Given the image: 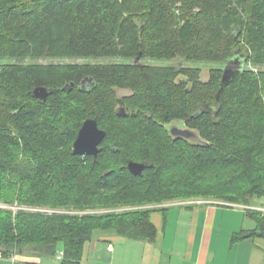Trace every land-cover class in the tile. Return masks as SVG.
I'll list each match as a JSON object with an SVG mask.
<instances>
[{
    "label": "trees",
    "instance_id": "obj_1",
    "mask_svg": "<svg viewBox=\"0 0 264 264\" xmlns=\"http://www.w3.org/2000/svg\"><path fill=\"white\" fill-rule=\"evenodd\" d=\"M140 53L174 62H40ZM232 58L243 65L228 83L224 68L204 80L185 65ZM0 59V202L108 209L1 207L4 256L35 246L81 264L98 231L153 241L151 214L164 203L264 196V0H0ZM36 86L51 90L46 100ZM121 86L133 94L118 95ZM88 118L106 131L97 156L73 153ZM176 120L208 143L174 138L166 126ZM130 160L148 166L137 175ZM260 214L255 230L234 239L262 236Z\"/></svg>",
    "mask_w": 264,
    "mask_h": 264
},
{
    "label": "crops",
    "instance_id": "obj_2",
    "mask_svg": "<svg viewBox=\"0 0 264 264\" xmlns=\"http://www.w3.org/2000/svg\"><path fill=\"white\" fill-rule=\"evenodd\" d=\"M172 202L151 214L157 227L153 241L103 232L86 244L81 264H264V225L262 236L234 239L257 228L256 213L264 218V206L218 199ZM15 256L12 264H44L41 257ZM10 259L2 256L0 264Z\"/></svg>",
    "mask_w": 264,
    "mask_h": 264
},
{
    "label": "rangeland",
    "instance_id": "obj_3",
    "mask_svg": "<svg viewBox=\"0 0 264 264\" xmlns=\"http://www.w3.org/2000/svg\"><path fill=\"white\" fill-rule=\"evenodd\" d=\"M180 5V4H178ZM199 8H195L194 10H198ZM178 14H180L178 12ZM138 56V55H137ZM137 56H119V57H115V58H108V57H102V58H97V59H94V58H70V57H66V58H57V59H40V62L42 63H49L51 60L53 61V63H57V64H60V63H70V64H81V65H91V66H99V65H102V64H108V63H125V64H134L136 63V58ZM33 59V58H32ZM31 59V60H32ZM0 61H7V60H1ZM30 61V60H28ZM136 61V62H135ZM139 63H143V64H165V63H170V62H174L173 60L171 61H159V60H153L151 58H142L138 61ZM185 65H189V66H195V67H199L201 68L202 70V73H201V77L202 79L204 80H207L210 76V72H211V69L213 68H225L226 64H220V63H217V62H209V61H201V62H185ZM236 66H241L243 65V62L240 61V59L238 58V62H236V64H234ZM250 66V65H248ZM256 71L258 68H255ZM85 78V77H84ZM90 83V82H89ZM86 85H89L88 83H86ZM133 89L132 87L130 86H121L117 89V93L118 95L120 96H127V95H131L133 94ZM200 198V197H199ZM174 201V200H173ZM224 202H227V201H224ZM169 204L173 203L172 201L170 202H167ZM251 203H257V204H260L262 206H264V196L263 197H255ZM3 207V208H13L15 211H17L18 209H25V210H28V211H33V212H42V213H48V214H53V213H78V214H83V213H86V212H89V213H98V212H106L108 211V209H90V210H86V211H79V210H74V209H65V208H56V207H49V206H44V207H41V206H22V205H17V204H14V205H9V204H6V203H3V202H0V208ZM124 209H128V207H118L117 210H124ZM100 233H103L102 231H98L95 233L94 235V239L95 238H98L99 234ZM63 247V244L60 243L58 245V252H61V249ZM2 254V253H1ZM13 254H18L20 256H37V257H41L42 258V262L44 264H59V261H60V257L58 255H55V256H46V255H43L40 251V249L35 246H31V248H22L21 250H18V251H14L11 255ZM9 255V257L11 256ZM2 256H4L2 254ZM8 257V256H7ZM11 262H9L10 264H12V261L15 262V260H13L12 258L10 259Z\"/></svg>",
    "mask_w": 264,
    "mask_h": 264
},
{
    "label": "water",
    "instance_id": "obj_4",
    "mask_svg": "<svg viewBox=\"0 0 264 264\" xmlns=\"http://www.w3.org/2000/svg\"><path fill=\"white\" fill-rule=\"evenodd\" d=\"M142 53H140L136 61L138 62L141 59ZM238 62V58H232L228 60L224 71L222 82L228 83L233 77L235 71L239 69L241 66H236ZM141 64V63H140ZM142 65V64H141ZM33 94L35 97L46 100L47 97L51 94V90H49L46 86H36L33 90ZM207 107V105H204ZM119 114H126V109L124 107L119 108ZM167 129L169 133L174 138H183L188 140L194 144H206L208 143L205 139H203L198 132V130L188 126L182 120L172 121L167 124ZM106 136V131L99 127L98 122L94 118H88L83 123L82 127L79 130L78 136L73 144V153L75 154H88L97 156L99 153V146L103 139ZM148 166L147 162H137L130 160L128 162V168L131 172L137 175H141L145 167Z\"/></svg>",
    "mask_w": 264,
    "mask_h": 264
},
{
    "label": "built area",
    "instance_id": "obj_5",
    "mask_svg": "<svg viewBox=\"0 0 264 264\" xmlns=\"http://www.w3.org/2000/svg\"><path fill=\"white\" fill-rule=\"evenodd\" d=\"M186 202V201H185ZM191 202V201H190ZM0 257H2V254H1V252H0ZM10 258H12L13 260H15L16 259V256H15V254H13V255H11L10 256Z\"/></svg>",
    "mask_w": 264,
    "mask_h": 264
}]
</instances>
